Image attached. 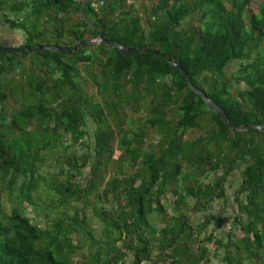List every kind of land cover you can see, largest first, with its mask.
I'll return each mask as SVG.
<instances>
[{"label":"trees","instance_id":"1","mask_svg":"<svg viewBox=\"0 0 264 264\" xmlns=\"http://www.w3.org/2000/svg\"><path fill=\"white\" fill-rule=\"evenodd\" d=\"M127 1L105 0L94 9L76 0H0V20L26 33L24 48L70 46L101 36L163 51L187 69L195 85L232 122L264 126V2L255 11L249 7L251 0H157L145 26L135 4ZM10 12L23 16L11 18ZM197 13L199 23L188 21ZM37 54L53 76H36L29 93L23 79L8 80L23 96L21 107L9 116L3 109L11 91L1 79L10 71L23 72L15 71L21 67L18 53L0 51V182L13 202L7 211L0 197V264H78L73 255L84 243L75 241L76 235L85 238L90 250L96 248L85 264L125 259L119 241L132 250L136 262L151 258L154 264H211L207 242L214 241L224 247L222 264H264V131L229 127L190 88L183 73L161 56L129 54L106 44ZM233 60H239L240 67L228 74ZM80 64H89L85 73ZM58 71L60 75H54ZM128 107L145 111V121L159 133L147 149L142 128L130 127L124 133ZM87 117L96 123L93 147L65 154L69 169L52 172L54 179L45 181L57 196L52 201L59 207L69 203L74 214L63 211L44 226L35 223L25 203L38 205L37 174L53 157L46 150L58 147L67 134L72 143L83 139ZM111 121L122 135L119 159L127 165L121 163L105 182L116 133ZM88 164L82 186L73 180V171ZM241 166L242 180L235 192L240 232L227 241L212 232L203 235L211 218L206 215L196 222L192 212L207 211L216 198L225 197L222 183ZM219 169L220 180H202ZM64 172L67 177L62 180ZM22 174L30 177L17 185ZM95 190L100 199L117 204L94 209L104 222L100 238L87 232V217L79 215ZM168 192L176 197L175 213L157 231L150 217L165 211L161 197ZM148 233H158L156 257Z\"/></svg>","mask_w":264,"mask_h":264},{"label":"rangeland","instance_id":"2","mask_svg":"<svg viewBox=\"0 0 264 264\" xmlns=\"http://www.w3.org/2000/svg\"><path fill=\"white\" fill-rule=\"evenodd\" d=\"M156 1L157 0H128L127 3L133 2L135 4L137 8V13L141 16L142 22L146 26V18L151 15L152 7L156 3ZM262 2H264V0H251V2L249 3V7L257 11L258 5ZM199 15L200 14L197 13L195 16L189 18L188 21H192L195 24L199 23L200 21ZM20 16H23V13L10 12L11 18L20 17ZM25 38H26V33L22 29L12 28L8 23L4 22V20H0V42H7L13 46H21L25 42ZM37 53L25 54V55L19 54L17 58L19 64H21V67L17 68L15 71L18 74L22 70L23 74L14 75V72L10 71L6 73L5 77L1 79L4 82L7 92L11 91L9 99L4 104V109H3V111L9 116L21 107L23 96L20 95V92L18 91L19 88L17 86L13 84H10L9 86V84H7L8 80L14 81V79L15 80L23 79L24 91L26 93H29L31 91H34L32 88L33 85L31 84H35L36 76L40 75L41 77H45V78L53 76V73L51 71H48L47 67L45 66V63H43L44 61L43 58ZM99 55L102 56V54L100 53ZM39 63H41L42 65L38 66L37 64ZM240 63L241 62L239 60L231 61L226 68L227 73L228 74L235 73L240 67ZM79 67L81 72L85 73L86 69L89 67V64H80ZM54 75H60V71L56 72V74ZM28 99L29 96L26 95L27 104H29ZM147 101L148 99L144 100V102ZM127 113L129 118L127 119V122L122 126V128L125 130L124 133H128L130 127L134 128L135 130H139L142 128L146 133L145 143L143 147L144 149H147L149 144L156 142V140L159 138V133L157 132L156 128H154L151 124L145 121L147 118L145 111L142 110L140 112H135L128 107ZM112 125L116 129V133L114 136L115 139L114 153L111 160V164L109 165L108 172L104 179L105 182L113 175L115 171H118V169L121 167V163L124 168L127 165V162L125 160L119 159L122 153V150L119 148V139L121 138L122 135L117 131L118 129L117 124L112 122ZM95 130H96L95 121L91 117H87V134L83 139H81L79 142L72 143L71 135L67 134L65 136L66 137L65 140L63 142H60L58 147L53 148V150H49V149L46 150V152L51 153L53 157L52 158L48 157L46 162L39 168V173L37 174V179H39L41 182V189H40L41 193L36 194L37 196H39V198L37 199L38 205L35 206V205H31L28 202L25 203L26 211L35 223L38 222L42 226H44L47 221L50 222L53 219L62 216L63 211L68 213L69 216L74 214L75 209L69 203H65L64 206L59 207L56 204L57 202L52 201L51 197H57V196L53 191L49 190V186L46 184L45 181L54 179V177H52L51 175L52 172H59L62 168L69 169L68 163H64L65 154H69V155H73L74 153L81 154L83 152H86L89 147H93ZM187 137H192V134L187 135ZM89 171H90V165L88 164L85 167H83L80 172L73 171L72 178L75 182H79L82 186H84L87 182ZM241 172H242V166L241 168H237L231 174H229L227 180L222 183L226 190L225 197L216 198L211 203L210 208L207 211H199L197 213L192 212V216L194 217V220L196 222L203 220V218H205L206 215H209V217L211 218V221L207 229L202 233L203 235L205 233L212 232L214 236L220 237L224 241H227L230 237L234 238L233 236L234 232L236 233L240 232V230L236 227V217L239 214V208L235 200V192L242 180ZM221 174H222V169H219L217 171L211 172L209 177H203L202 180L205 182H209L210 179H216V178L220 180L219 176ZM60 175H61L60 178L62 180H65L67 177V174L65 172ZM29 177H30L29 175H23V174L20 175L17 179V185H20L24 180L25 181L28 180ZM2 184L3 183L0 182V197L3 202V206L5 210L9 211L11 206L13 205V202L10 200L9 192L1 188ZM98 188L101 189V186ZM96 191L97 190H95V192H93L89 196L90 202L85 206H83V208L81 209V213H79V215L80 217L82 215H86L87 217V223L85 224L87 232L88 233L92 232L97 238H100L102 232L104 231V222L96 214L94 209L95 208L101 209V207L110 209L113 206H116L117 204L114 201H107L100 199L95 194ZM175 198L176 197L175 195L172 194V192H168L165 196H162L161 201L164 204L165 211L150 217V221L152 222V225L156 228L157 231L158 229H160L162 226L165 225L168 216L175 213L174 211ZM52 203H54L55 206H52L51 205ZM72 203L77 204V202H73V201ZM47 214L50 216L48 219L46 218ZM229 233H232V235L229 236ZM148 235L154 247L152 256L156 257L158 252L157 250L158 233L155 234L148 233ZM78 239H81L84 245L83 247L77 249L73 257L78 264H85L86 263L85 260H87V258L90 259L89 257L92 256L91 252H95L96 248L90 250L88 244L85 243V238H82V236L80 235H76L75 241H77ZM123 243L124 242L122 241L118 242V244L122 247L123 251L126 253V256L124 258L127 257L134 258L132 250H130L128 247H125ZM103 245L106 248L107 245L106 244ZM207 246L211 251L210 254L212 255L211 264H222L221 258L222 255L224 254V247H217L214 241L207 242ZM194 249H197L196 245L194 246Z\"/></svg>","mask_w":264,"mask_h":264},{"label":"water","instance_id":"3","mask_svg":"<svg viewBox=\"0 0 264 264\" xmlns=\"http://www.w3.org/2000/svg\"><path fill=\"white\" fill-rule=\"evenodd\" d=\"M85 44H89V45L106 44V45H112L114 47H117L120 51L129 53V54H153V55L161 56L165 58L172 66L178 68L183 73V75L185 76V78L187 79L189 83L190 88L194 92H196L198 95L202 96V98L207 102L208 106L212 108L224 120V122L229 127L234 128L239 131L247 130L250 128H258L261 131H264V126L258 123L237 125L234 122H232L230 117L226 113V111L217 102H215L212 98H210L203 90H201L195 85L187 69L181 63L170 58V56L164 53L163 51H159L151 47L128 46V45L118 42L115 39H106V38L99 36L93 39L82 40L70 46H62L58 44H46V45H37L33 48H24L21 46H13L7 42H0V51H6L8 53H18V54H23V55L37 53V52L46 51V50H52V51L63 53V52L75 51L79 47Z\"/></svg>","mask_w":264,"mask_h":264},{"label":"built area","instance_id":"4","mask_svg":"<svg viewBox=\"0 0 264 264\" xmlns=\"http://www.w3.org/2000/svg\"><path fill=\"white\" fill-rule=\"evenodd\" d=\"M81 5H89L94 9H98L99 7L105 4V0H76ZM117 264H154L151 258H142L139 261H135L134 258H125L120 260Z\"/></svg>","mask_w":264,"mask_h":264}]
</instances>
